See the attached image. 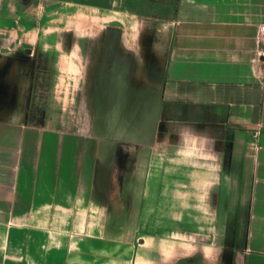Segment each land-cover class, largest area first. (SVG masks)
<instances>
[{"label": "crops", "instance_id": "0c3cea01", "mask_svg": "<svg viewBox=\"0 0 264 264\" xmlns=\"http://www.w3.org/2000/svg\"><path fill=\"white\" fill-rule=\"evenodd\" d=\"M263 27L264 0H0V264H264Z\"/></svg>", "mask_w": 264, "mask_h": 264}, {"label": "rangeland", "instance_id": "374dc122", "mask_svg": "<svg viewBox=\"0 0 264 264\" xmlns=\"http://www.w3.org/2000/svg\"><path fill=\"white\" fill-rule=\"evenodd\" d=\"M78 25V24H77ZM60 26H65L67 27L68 26V21L65 19L61 22V25Z\"/></svg>", "mask_w": 264, "mask_h": 264}, {"label": "built area", "instance_id": "2783aa9c", "mask_svg": "<svg viewBox=\"0 0 264 264\" xmlns=\"http://www.w3.org/2000/svg\"><path fill=\"white\" fill-rule=\"evenodd\" d=\"M261 30H262V31H264V27H263V28H261Z\"/></svg>", "mask_w": 264, "mask_h": 264}]
</instances>
